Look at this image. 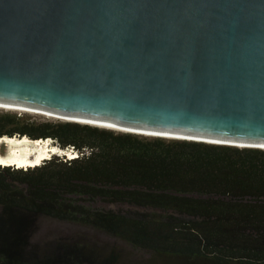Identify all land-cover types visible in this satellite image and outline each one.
<instances>
[{
  "label": "water",
  "instance_id": "1",
  "mask_svg": "<svg viewBox=\"0 0 264 264\" xmlns=\"http://www.w3.org/2000/svg\"><path fill=\"white\" fill-rule=\"evenodd\" d=\"M0 106L264 146V0H0Z\"/></svg>",
  "mask_w": 264,
  "mask_h": 264
},
{
  "label": "trees",
  "instance_id": "2",
  "mask_svg": "<svg viewBox=\"0 0 264 264\" xmlns=\"http://www.w3.org/2000/svg\"><path fill=\"white\" fill-rule=\"evenodd\" d=\"M17 133L78 156L0 165V264L126 261L85 239H70L54 255L34 238L42 218L117 239L148 256L143 264H264V149L0 114V137Z\"/></svg>",
  "mask_w": 264,
  "mask_h": 264
},
{
  "label": "rangeland",
  "instance_id": "3",
  "mask_svg": "<svg viewBox=\"0 0 264 264\" xmlns=\"http://www.w3.org/2000/svg\"><path fill=\"white\" fill-rule=\"evenodd\" d=\"M2 113H10V114H15L17 116L30 117L32 120H35L38 122L58 121V120L51 119V118L38 115V114L6 111V110L0 109V114ZM44 141L45 142L50 141L52 145H55L56 147H58V144L55 143L54 140L45 139ZM29 144L32 147L34 146L31 143ZM33 148H35V146ZM0 149L2 152L6 150V147L4 146V144H0ZM59 149L60 151L58 150L59 151L58 154H54V155L65 157L67 159L75 157V155L73 153L71 154L69 150L67 149L63 150L62 148H59ZM83 203H85L86 205L90 204L92 208H98V209L107 210L111 208H114V209L116 208V206H110L100 201L91 202L89 200H85L83 201ZM36 225H37V230L34 234V238L39 240V243L41 247L43 248H45L43 244L48 243L49 246L52 247L51 249H53L54 255H57L58 257H61L63 255L62 244L67 243L68 241H70V239H77V240L85 239L87 241L96 243L99 247L104 248L103 250L105 249L109 250L112 247L116 248L122 255V259L126 258V261L122 262V264H143L144 262L147 261V259H149L148 256H140L141 254H139V252L133 250L130 246L126 245L125 243L117 239L108 237L102 233L95 232L94 230L83 227V226L74 225V224L67 223V222L51 220V219H45V218L40 219Z\"/></svg>",
  "mask_w": 264,
  "mask_h": 264
},
{
  "label": "bare ground",
  "instance_id": "4",
  "mask_svg": "<svg viewBox=\"0 0 264 264\" xmlns=\"http://www.w3.org/2000/svg\"><path fill=\"white\" fill-rule=\"evenodd\" d=\"M0 109L6 110V111L33 113V114L42 115V116H45L51 119H55L58 121L78 122L81 124H88V125L97 126L100 128L110 129L113 131L123 132V133H132V134L148 136V137H163L166 139H187V137L173 135V134L156 133V132H149V131H144V130H139V129H131L121 124L107 122V121L97 122V121L80 119L78 117L76 118V117L63 116V115H59L56 113L48 112L46 110L27 109V108H21V107L13 108V107H6V106H0ZM9 138H12V137H9ZM194 139L200 140V141L201 140L208 141L206 139H198V138H194ZM29 143L33 144L36 149L33 148L34 146L32 147ZM0 144H4V146L6 147V150L4 152H2L0 149V157H3L9 153H16L17 154L16 158L20 161H23V163L20 164L19 166L8 165V166H15L16 168H27V167H35V166L41 165L45 159L50 158L51 155L58 154V152L60 151V149L56 147L55 145H52L50 141H46V142L44 140L31 141L28 138L24 139V137H20L13 144H7L6 142H2V141H0ZM227 144L239 145L241 148L248 147L246 145L243 146L241 144L232 143V142H227ZM250 147H258V148L264 149V146H252L251 145ZM52 148H57L59 151L57 153H53L51 151Z\"/></svg>",
  "mask_w": 264,
  "mask_h": 264
},
{
  "label": "clouds",
  "instance_id": "5",
  "mask_svg": "<svg viewBox=\"0 0 264 264\" xmlns=\"http://www.w3.org/2000/svg\"><path fill=\"white\" fill-rule=\"evenodd\" d=\"M19 138H20V134L19 133L14 134V136L12 138H9L7 136V134H5L2 137H0V141L6 142L7 144H13ZM24 139H27V137L25 136ZM51 151L53 153H57L58 149L57 148H52ZM16 155H17L16 153H9V154H7V155H5L3 157H0V165H3V166L17 165V166H19L20 164L23 163V161L18 160L16 158ZM72 158H74V157H72ZM12 167H14V166H12Z\"/></svg>",
  "mask_w": 264,
  "mask_h": 264
},
{
  "label": "built area",
  "instance_id": "6",
  "mask_svg": "<svg viewBox=\"0 0 264 264\" xmlns=\"http://www.w3.org/2000/svg\"><path fill=\"white\" fill-rule=\"evenodd\" d=\"M69 150L71 153H74V155L77 157L78 156V152H76L73 148L67 149Z\"/></svg>",
  "mask_w": 264,
  "mask_h": 264
}]
</instances>
